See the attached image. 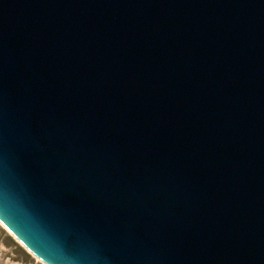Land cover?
I'll return each instance as SVG.
<instances>
[{"label":"water","instance_id":"95a60500","mask_svg":"<svg viewBox=\"0 0 264 264\" xmlns=\"http://www.w3.org/2000/svg\"><path fill=\"white\" fill-rule=\"evenodd\" d=\"M0 223L45 264H264V0H0Z\"/></svg>","mask_w":264,"mask_h":264},{"label":"rangeland","instance_id":"374dc122","mask_svg":"<svg viewBox=\"0 0 264 264\" xmlns=\"http://www.w3.org/2000/svg\"><path fill=\"white\" fill-rule=\"evenodd\" d=\"M0 264H44L0 225Z\"/></svg>","mask_w":264,"mask_h":264}]
</instances>
